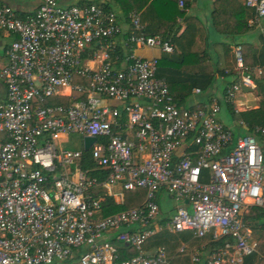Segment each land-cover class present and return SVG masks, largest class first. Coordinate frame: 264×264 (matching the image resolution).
I'll return each mask as SVG.
<instances>
[{"label": "built area", "instance_id": "obj_1", "mask_svg": "<svg viewBox=\"0 0 264 264\" xmlns=\"http://www.w3.org/2000/svg\"><path fill=\"white\" fill-rule=\"evenodd\" d=\"M37 1L24 19L0 4V32L15 37L0 63V264H165L162 250H142L157 228L161 192L190 207L175 209L167 224L172 232L222 241L207 264H245L253 256L264 264V230L254 231L248 220L253 211L264 216V144L258 142L264 143V129L233 143L216 103L181 110L155 76L158 59L134 53L139 47L172 53L173 47L148 36L137 16L122 40L112 10ZM245 4L260 24L264 0ZM235 56L242 84L253 89L240 47ZM237 90L227 91V104ZM58 98L71 103L51 105ZM69 135L96 139L89 149L94 169L82 167V150L58 145ZM92 171L105 172V179ZM117 186L145 190L146 199L103 216L100 189L111 196ZM115 204L124 203L117 198ZM122 246L139 255L119 260Z\"/></svg>", "mask_w": 264, "mask_h": 264}, {"label": "crops", "instance_id": "obj_2", "mask_svg": "<svg viewBox=\"0 0 264 264\" xmlns=\"http://www.w3.org/2000/svg\"><path fill=\"white\" fill-rule=\"evenodd\" d=\"M246 0H62L61 5L81 6L96 4L106 7L118 17L124 35L128 36L129 18L137 16L148 36H159L169 40L172 53H163L156 49L139 47L135 55L144 59L157 58L158 68L156 78L166 83L169 94L181 110H196L208 108L212 103L219 107L218 121L230 131L233 140L249 135L254 128L264 129V112L260 113L261 124L256 123V115L241 117L253 111H261L264 107V20L255 23V12L245 4ZM13 8L19 18L33 15L39 2L23 0H0ZM160 34V35H159ZM15 37L0 32V63L4 62V52ZM241 48L245 74L250 75L254 88L242 84L241 74L235 56L236 48ZM91 68H97L96 61H87ZM119 67L118 65H116ZM234 86L231 104L225 102L227 91ZM200 93L196 94L195 91ZM66 90L65 94L68 95ZM5 98V91L0 84V100ZM104 104L120 107L114 101ZM121 111V110H120ZM232 112V113H231ZM125 121V117H122ZM226 125H225V124ZM65 138L59 140L64 141ZM236 141L233 143H236ZM263 146V139L258 137ZM82 146L74 151L83 150ZM80 144V145H81ZM59 145V143H58ZM60 146V145H59ZM104 192L105 207L108 199L115 206V199L123 200L125 210L141 206L146 199V191H121L120 187L111 190L100 189ZM160 216L155 233L143 245L144 254L148 255L162 250L166 256L165 264H207L210 255L217 249L212 244V238H195L191 232H172L167 224L177 207H183L190 212L189 204L185 201L175 202L165 192L158 196ZM219 248V247H218ZM133 248L122 246L119 260H127L138 256ZM255 264H262L257 257ZM253 261V260H252Z\"/></svg>", "mask_w": 264, "mask_h": 264}, {"label": "trees", "instance_id": "obj_3", "mask_svg": "<svg viewBox=\"0 0 264 264\" xmlns=\"http://www.w3.org/2000/svg\"><path fill=\"white\" fill-rule=\"evenodd\" d=\"M103 8L105 10L110 11V9H108L106 7H103ZM22 19H24V18H22ZM78 97H79V95L74 94L73 95V101L77 100ZM70 103L71 102L67 98H58V99H54L53 101H51V105L61 104L63 106H68V104H70ZM233 141L235 142L236 140H233ZM82 167L84 169H87V170L94 169V164L91 160V153L89 151L88 152L82 151ZM90 176L96 177L99 179V181H102L105 179L106 173L105 172H99V171H92V172H90ZM107 204H108L107 207L104 208V210L102 212L103 216H108V215H111V214L116 213L118 211L125 210L127 208L126 206H124V207L115 206L113 204L112 200H110V199H108ZM248 220L250 221L251 226L254 229V231L259 232L260 234L263 233V230H264V216L263 215L259 214L258 211H253L252 217L251 218L249 217ZM207 237H209V236H207ZM207 239H210V237ZM211 246H214L218 249V247L220 248L222 246V241L214 243ZM254 262H255L254 259H250V260L246 259L245 260V264H255Z\"/></svg>", "mask_w": 264, "mask_h": 264}, {"label": "rangeland", "instance_id": "obj_4", "mask_svg": "<svg viewBox=\"0 0 264 264\" xmlns=\"http://www.w3.org/2000/svg\"><path fill=\"white\" fill-rule=\"evenodd\" d=\"M263 112H264V107L262 108V110L260 112L259 111H253V112L248 113V114H242L241 117H246L248 115H256V117H255L256 123L261 124V120L259 119L260 118L259 114L263 113ZM45 137L47 138L48 136H45ZM62 138H65V139H64V141L63 140L60 141L59 145L62 146V148H64L65 150L74 151V150H76L82 146V144H81L82 138L79 135H69V136H65Z\"/></svg>", "mask_w": 264, "mask_h": 264}, {"label": "water", "instance_id": "obj_5", "mask_svg": "<svg viewBox=\"0 0 264 264\" xmlns=\"http://www.w3.org/2000/svg\"><path fill=\"white\" fill-rule=\"evenodd\" d=\"M96 139L91 137H85L83 138V150L85 152H88L90 149V146L95 143Z\"/></svg>", "mask_w": 264, "mask_h": 264}]
</instances>
